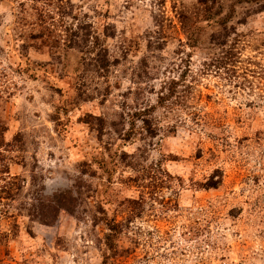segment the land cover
Segmentation results:
<instances>
[{
	"label": "rangeland",
	"instance_id": "1",
	"mask_svg": "<svg viewBox=\"0 0 264 264\" xmlns=\"http://www.w3.org/2000/svg\"><path fill=\"white\" fill-rule=\"evenodd\" d=\"M0 264H264V0H0Z\"/></svg>",
	"mask_w": 264,
	"mask_h": 264
},
{
	"label": "trees",
	"instance_id": "2",
	"mask_svg": "<svg viewBox=\"0 0 264 264\" xmlns=\"http://www.w3.org/2000/svg\"><path fill=\"white\" fill-rule=\"evenodd\" d=\"M109 230L113 233H117L118 232V225L117 224H109Z\"/></svg>",
	"mask_w": 264,
	"mask_h": 264
}]
</instances>
